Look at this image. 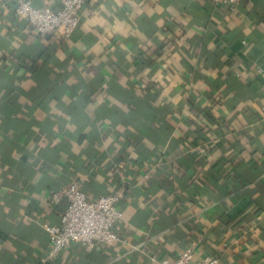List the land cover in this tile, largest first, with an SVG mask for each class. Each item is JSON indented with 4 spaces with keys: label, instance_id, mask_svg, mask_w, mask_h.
I'll use <instances>...</instances> for the list:
<instances>
[{
    "label": "crops",
    "instance_id": "1",
    "mask_svg": "<svg viewBox=\"0 0 264 264\" xmlns=\"http://www.w3.org/2000/svg\"><path fill=\"white\" fill-rule=\"evenodd\" d=\"M80 17L70 38L38 37L0 0V264H40L72 183L123 192L120 238L47 264L190 247L264 264V0H86Z\"/></svg>",
    "mask_w": 264,
    "mask_h": 264
},
{
    "label": "built area",
    "instance_id": "2",
    "mask_svg": "<svg viewBox=\"0 0 264 264\" xmlns=\"http://www.w3.org/2000/svg\"><path fill=\"white\" fill-rule=\"evenodd\" d=\"M217 4L236 10L243 0H214ZM18 14L26 19L29 28L38 37L61 32L70 38L80 23V12L86 0H65L61 8L49 5L37 6L32 0H16ZM262 71V68H259ZM123 192L117 191L90 198L78 183H72L53 193L52 202L66 199V207L60 223L45 225L51 235V249L41 260L47 264L49 257L57 256L73 242L92 246L96 242L111 243L120 238L117 227L122 219L121 200ZM155 258V256H154ZM159 264H218V258L209 255L195 260L193 248H187L177 258H163Z\"/></svg>",
    "mask_w": 264,
    "mask_h": 264
}]
</instances>
